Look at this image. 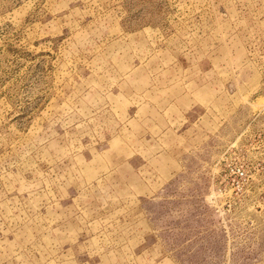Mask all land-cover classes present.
I'll use <instances>...</instances> for the list:
<instances>
[{
  "label": "rangeland",
  "instance_id": "obj_1",
  "mask_svg": "<svg viewBox=\"0 0 264 264\" xmlns=\"http://www.w3.org/2000/svg\"><path fill=\"white\" fill-rule=\"evenodd\" d=\"M0 264H264V0H0Z\"/></svg>",
  "mask_w": 264,
  "mask_h": 264
}]
</instances>
